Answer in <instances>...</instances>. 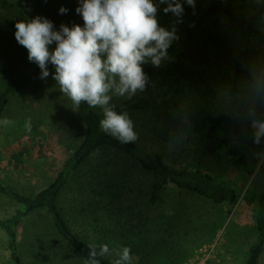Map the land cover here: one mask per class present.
Returning <instances> with one entry per match:
<instances>
[{
	"label": "trees",
	"instance_id": "16d2710c",
	"mask_svg": "<svg viewBox=\"0 0 264 264\" xmlns=\"http://www.w3.org/2000/svg\"><path fill=\"white\" fill-rule=\"evenodd\" d=\"M63 2L68 4L66 14L58 12L60 0H16L19 9L9 20L11 36L0 38V46L18 53L22 65L29 63L31 67L18 77L0 75V118L20 91L42 80L38 66L27 59V49L14 38L15 23L34 13V17L51 20L57 29L61 24L82 25L75 12L78 0ZM30 10L31 15L27 14ZM157 18L165 27L175 22L171 13L158 11ZM220 27L233 30L235 40L227 41ZM176 28L179 39L168 49L170 60L159 68L144 66L151 81L146 91L131 100L113 98L118 111H128L130 116L150 115V132L157 149H145L137 142L121 144L106 135L99 128L101 109L81 103L75 110L83 125L81 140L49 184L25 195L0 182V195L17 205L10 216L0 218L12 264H22L19 229L35 211L47 215L58 243L40 254L47 253L41 264H84L93 243L108 244L110 249L130 247L134 264H181L170 241L197 230L211 232L208 241L214 226L191 229L190 220L183 224L180 211L174 209L170 212L176 215L167 222L160 210L167 203V191L210 205L218 216L224 206L237 204L243 185L260 162L254 153L264 150V144L252 143L251 128L235 115L242 104L241 85L254 61L253 53L264 50V4L255 0H196L195 10L185 5L183 23ZM48 67L50 75L45 79L55 82L51 75L54 68ZM189 144H194V152L202 151L218 162L224 159L227 176H240L234 178L238 188L200 163L167 162L166 148L175 158L185 160L183 153H191ZM67 190L72 192L69 207L60 201ZM243 202L252 211L255 236L242 264H258L264 252V162L247 187ZM114 258L97 259L100 264H112Z\"/></svg>",
	"mask_w": 264,
	"mask_h": 264
},
{
	"label": "rangeland",
	"instance_id": "374dc122",
	"mask_svg": "<svg viewBox=\"0 0 264 264\" xmlns=\"http://www.w3.org/2000/svg\"><path fill=\"white\" fill-rule=\"evenodd\" d=\"M16 4V0H0V38L8 39L11 36L9 20L19 9ZM60 6L67 8L68 4L60 0ZM27 14L31 15V10ZM31 17H34V13L25 20H30ZM220 29L227 41L235 40L233 30L226 27ZM8 43H12L11 40ZM253 58H264V50L255 51ZM22 60L18 53L10 52L7 46H0V75L18 77L28 72L31 66L29 63L23 66ZM5 118L11 123L7 126L0 125V182L22 194L32 195L55 178L64 160L79 144L83 125L72 108L71 100L60 92L56 82L47 79L38 80L20 91L6 107L0 120ZM131 118L139 135L136 142L145 149H157L150 132V115H135ZM186 142L191 143L188 140ZM187 150L191 153H183L187 158L182 160L175 158L166 148L167 162L171 165L200 163V166L213 175L238 188L234 178L238 179L240 176L235 173L227 176V162L224 159L218 162L219 160L202 151L194 152V144H189ZM96 163L91 162L92 165H97ZM261 163L260 161L243 185L237 204L233 207L224 206L220 216L210 205L203 206L195 199L178 197L174 192L167 191V203L160 207L167 222H172L171 218L180 211L181 222L186 224L190 220L191 229L202 228L204 224L207 229L214 226V235L208 241L205 240L211 232L201 234L198 230L189 231L188 236L174 237L169 246L176 260H181V264L193 261L198 263L200 259L205 260V264L243 263L255 236L252 211L243 202V195ZM60 201L62 206L69 207L72 192L67 190ZM16 208L17 205L0 195V218L10 216ZM172 209L175 214L170 212ZM6 241L5 233L0 230V264H12L6 251ZM18 245L22 264H41L42 257L47 253L40 254L52 246H58L53 227L43 211H35L24 219L19 229ZM258 264H264V252Z\"/></svg>",
	"mask_w": 264,
	"mask_h": 264
},
{
	"label": "clouds",
	"instance_id": "9594fccd",
	"mask_svg": "<svg viewBox=\"0 0 264 264\" xmlns=\"http://www.w3.org/2000/svg\"><path fill=\"white\" fill-rule=\"evenodd\" d=\"M264 4V0H255ZM160 5H165L160 9ZM185 5L195 10L196 0H78L75 12L83 24L57 29L48 18L35 16L15 23L14 38L27 49V59L40 69L39 78L51 73L61 93L78 110L81 103L100 108V130L121 144L138 140L136 126L128 111L117 110L113 98L131 100L151 85L144 66L159 68L170 60L168 49L179 39L177 24L183 23ZM158 11L171 13L170 27L158 21ZM60 14L68 9L61 6ZM55 45L54 47H52ZM241 85L243 97L235 114L252 130V143L264 144V58H257L247 68ZM11 123L7 118L0 125ZM264 162V150L254 153ZM84 264H100L98 257L114 255L112 264H134L132 249L108 244H90Z\"/></svg>",
	"mask_w": 264,
	"mask_h": 264
},
{
	"label": "built area",
	"instance_id": "2783aa9c",
	"mask_svg": "<svg viewBox=\"0 0 264 264\" xmlns=\"http://www.w3.org/2000/svg\"><path fill=\"white\" fill-rule=\"evenodd\" d=\"M200 260H201V259H200ZM200 260H199L198 263H194V261H193V262H191L190 264H205V260H201V261H200Z\"/></svg>",
	"mask_w": 264,
	"mask_h": 264
}]
</instances>
